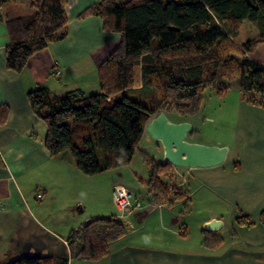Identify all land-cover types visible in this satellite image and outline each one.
<instances>
[{
  "label": "crops",
  "instance_id": "crops-1",
  "mask_svg": "<svg viewBox=\"0 0 264 264\" xmlns=\"http://www.w3.org/2000/svg\"><path fill=\"white\" fill-rule=\"evenodd\" d=\"M99 1L66 0L65 37L35 52L18 73L5 66V22L28 16L33 8L29 0L0 7V264L20 257H64L68 264H264V229L259 222L264 210V108L243 101L230 143L206 144L187 134L188 142L227 149L224 161L215 167L173 166L176 185L190 198L189 212L180 213V202L149 209L142 197L141 208L124 218L131 226L125 227L126 236L112 242L105 258L70 259L66 240L71 231L92 218L118 219L111 188L123 186L131 192L137 180L144 192L148 176L146 171L145 178L134 180L131 162L88 176L76 169L68 152L51 156L44 146L45 124L27 100V93L37 88L57 98L68 92H99L97 68L119 42L118 34L102 30L101 19L83 16ZM249 57L264 65V44ZM53 69L60 75H51ZM139 87L135 82L132 89ZM191 119L185 121L194 125ZM144 140L146 147L153 139ZM157 153L148 155L164 161L163 150ZM238 215L248 216L253 224H235ZM212 219L221 227L204 230ZM207 234L221 238V243L206 247Z\"/></svg>",
  "mask_w": 264,
  "mask_h": 264
},
{
  "label": "trees",
  "instance_id": "trees-1",
  "mask_svg": "<svg viewBox=\"0 0 264 264\" xmlns=\"http://www.w3.org/2000/svg\"><path fill=\"white\" fill-rule=\"evenodd\" d=\"M18 1L0 0V7ZM29 4L30 15L5 22L9 39L5 66L16 73L35 52L65 37L66 0H29ZM84 15L98 17L103 31L119 35L118 45L97 68L99 92H68L58 98L46 88L27 93L29 105L45 124L48 153L55 156L67 151L82 174L92 176L128 165L146 121L155 112L173 109L195 115L206 83L222 77L220 70L225 71L229 63L235 66L241 99L264 108V65L248 56L264 44V0H100ZM244 21L259 24V35L246 41L241 50L225 49L231 45L229 32ZM137 70L140 87L132 89ZM211 87L218 95L226 91ZM141 156L148 169L143 183L147 203L172 207L180 202V213L189 212L190 198L176 185L173 166L143 151ZM234 222L253 224L241 215ZM259 222L264 229V210ZM126 234L115 217L89 219L69 233V257L101 260L112 242ZM221 241L207 234L203 244L215 246ZM5 264H68V260L20 257Z\"/></svg>",
  "mask_w": 264,
  "mask_h": 264
},
{
  "label": "rangeland",
  "instance_id": "rangeland-1",
  "mask_svg": "<svg viewBox=\"0 0 264 264\" xmlns=\"http://www.w3.org/2000/svg\"><path fill=\"white\" fill-rule=\"evenodd\" d=\"M229 32V31H228ZM230 43L225 47V49L230 48L231 46L236 48L237 51L241 50V46L248 40L254 39L260 33V28L257 23L252 22H242L239 24L236 29H233L232 32H229ZM234 51V50H233ZM231 50L230 54L237 56ZM250 54V53H249ZM248 54V56H249ZM224 58V56H223ZM235 57L229 56V60H234ZM176 62V60H175ZM220 74L222 77H219L214 81V83H206L204 90L202 92V102L198 112L195 114L197 118L194 119L193 116L189 114H178L175 110H160L163 111L167 118L171 122H182L185 121L186 118H191L193 120L194 125L192 132L188 133L189 136L193 137V139H198L204 141L206 144H218V143H230L233 138V132L235 128V117L237 112V107L239 101H243L239 96V92L236 88L237 78H236V69L232 63L228 64V68L225 71L220 70ZM224 76V77H223ZM141 78L139 75V71L137 70L135 75V82H140ZM212 85H217L220 88L226 89V91L220 95L216 94ZM244 102V101H243ZM149 106V104H148ZM159 112V111H158ZM157 114L155 112L149 118L154 117ZM188 116V117H187ZM148 134L144 133L139 144L137 152H135L131 163L130 170L132 171V178L137 179L138 177L145 178L146 171H148L145 163L143 162L141 152L143 147L145 149V153L153 154V152H158V155H162V147L158 141H151V145H146V141L144 139L148 138ZM150 137V136H149ZM187 140V139H186ZM144 152V151H143ZM160 157V156H159ZM136 175H133V173ZM144 172V173H142ZM137 181V180H136ZM134 181L138 186L135 190H131L132 193L135 194L136 198L142 201V197L145 195V191L143 192L142 185L138 184V182ZM142 181V180H141ZM144 185V184H143ZM158 206L166 207L162 204L151 205L149 204V209L157 208ZM168 208V207H167ZM198 212H194L196 215Z\"/></svg>",
  "mask_w": 264,
  "mask_h": 264
},
{
  "label": "water",
  "instance_id": "water-1",
  "mask_svg": "<svg viewBox=\"0 0 264 264\" xmlns=\"http://www.w3.org/2000/svg\"><path fill=\"white\" fill-rule=\"evenodd\" d=\"M192 130L189 122H171L163 111L149 118L144 126V133L160 143L165 163L178 168H210L221 164L226 147L188 142L186 137ZM220 227L221 222L212 219L203 229L211 232Z\"/></svg>",
  "mask_w": 264,
  "mask_h": 264
},
{
  "label": "built area",
  "instance_id": "built-area-1",
  "mask_svg": "<svg viewBox=\"0 0 264 264\" xmlns=\"http://www.w3.org/2000/svg\"><path fill=\"white\" fill-rule=\"evenodd\" d=\"M51 75L58 76L60 75V71L58 69H53ZM110 193L112 202L120 210L118 220L124 227L130 228L131 226L124 221V218L131 211L141 208V201L135 199L133 194L123 186H113ZM41 197V193H38L37 198L40 199ZM143 198L146 199L145 196H143Z\"/></svg>",
  "mask_w": 264,
  "mask_h": 264
}]
</instances>
